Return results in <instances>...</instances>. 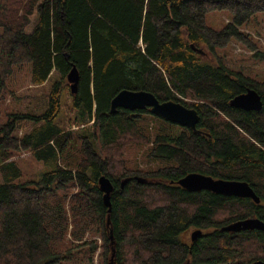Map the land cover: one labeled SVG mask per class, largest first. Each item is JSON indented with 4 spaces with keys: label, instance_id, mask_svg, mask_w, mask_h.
Listing matches in <instances>:
<instances>
[{
    "label": "trees",
    "instance_id": "1",
    "mask_svg": "<svg viewBox=\"0 0 264 264\" xmlns=\"http://www.w3.org/2000/svg\"><path fill=\"white\" fill-rule=\"evenodd\" d=\"M211 10L228 11L232 21L212 29L205 22ZM256 13H264V0H0V99L13 66L29 67L32 86L53 71L61 81L72 68L79 76L77 92L69 90L78 129L57 125L60 82L43 114H10L0 124V264H61L76 249L95 251L87 233L100 238L104 260L110 254L114 264L264 261V232L220 231L246 218L264 222V83L201 56L202 46L213 51L232 40L255 51L241 27ZM122 90L194 109L199 133L149 110L111 114ZM248 90L260 96L259 111L231 106ZM149 119L160 126L149 127ZM25 120L34 126L18 136ZM141 143L150 144L145 157L156 169L125 167L126 147ZM17 151L47 168L38 181L14 183ZM190 173L245 182L260 202L189 193L178 181ZM101 176L113 186L110 212ZM190 227L202 235L189 248L183 238Z\"/></svg>",
    "mask_w": 264,
    "mask_h": 264
},
{
    "label": "rangeland",
    "instance_id": "2",
    "mask_svg": "<svg viewBox=\"0 0 264 264\" xmlns=\"http://www.w3.org/2000/svg\"><path fill=\"white\" fill-rule=\"evenodd\" d=\"M20 5L18 12L22 5ZM233 15L226 10H211L205 15L206 25L214 30L220 31L232 21ZM35 16L31 18L32 25L27 28L30 32L33 28ZM241 30L248 35L249 41L255 46L256 50L251 51L244 44L235 40L230 41L224 47H217L213 51H209L202 46L204 54H201L202 60L209 64H216V59H220L222 63L233 72H239L246 77L264 83V59L255 56V52L264 53V13H256L249 22L241 27ZM2 30H0V35ZM12 74L5 75L6 87L3 96L0 99V124H4L8 120L10 114H28L41 115L48 108V96L55 82H60L62 88L61 107L59 116L56 120L57 125L64 130H76V124L73 122V110L71 108V100L69 95V84L61 81L55 71L51 77L42 86H32L29 80V67L25 64L22 66L11 67ZM67 85V86H66ZM148 125L155 129L160 123L149 119ZM34 124L30 120L17 123L16 133L18 136L28 133ZM82 128V127H80ZM150 144H135L126 147L123 155L125 167L128 169H140L144 171L157 168V164L148 163L145 155ZM20 169V176L14 179V183L28 184L29 182L38 181L47 168L41 161L28 151H17L11 159ZM3 178L0 175V184ZM30 185V184H29ZM70 237L68 236V239ZM95 242L97 248L94 252L88 249H76L71 256L65 258L61 264H107L111 255L106 257V261L102 256L101 240L98 236L90 238L88 233L85 235L84 241Z\"/></svg>",
    "mask_w": 264,
    "mask_h": 264
},
{
    "label": "water",
    "instance_id": "3",
    "mask_svg": "<svg viewBox=\"0 0 264 264\" xmlns=\"http://www.w3.org/2000/svg\"><path fill=\"white\" fill-rule=\"evenodd\" d=\"M198 53H202L198 51ZM67 82L69 84L70 94H75L78 88L79 76L75 68L68 73ZM231 106L244 111H259L262 107L260 96L254 90H248L246 93L240 94L231 100ZM118 109H124L131 112L149 110V112L166 122L175 124L195 133H199L196 126L199 122V116L194 109H188L185 106L173 102H160L152 93L146 91H130L122 90L110 102V113L115 114ZM136 179L143 182L142 178ZM127 180L121 182L123 186ZM178 185L190 192L196 193L200 191H209L214 194L227 197H235L241 199H251L254 203L259 204L260 199L245 182L228 181L222 179H213L198 173H190L178 181ZM98 186L102 192L103 204L107 207L108 212L111 211L110 194L113 186L110 180L101 176L98 179ZM261 231L264 232V222L257 218H246L232 222L220 229L221 232L239 233L242 231ZM200 230L191 233V240H197L201 237ZM252 264H264V261H254Z\"/></svg>",
    "mask_w": 264,
    "mask_h": 264
},
{
    "label": "flooded vegetation",
    "instance_id": "4",
    "mask_svg": "<svg viewBox=\"0 0 264 264\" xmlns=\"http://www.w3.org/2000/svg\"><path fill=\"white\" fill-rule=\"evenodd\" d=\"M196 193H199V192H196ZM196 230H201V229L196 228V227H190V228L186 229V231L184 232V238H183L184 240L183 241H184V244L186 245V247L190 248L195 243L196 240H194V241L191 240V233L193 231H196ZM107 264H114L112 255H111L110 260L108 261Z\"/></svg>",
    "mask_w": 264,
    "mask_h": 264
}]
</instances>
